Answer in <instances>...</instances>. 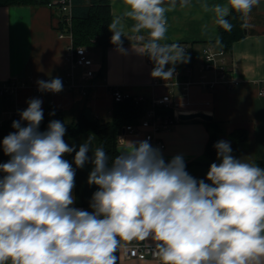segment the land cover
<instances>
[{
  "label": "clouds",
  "instance_id": "clouds-1",
  "mask_svg": "<svg viewBox=\"0 0 264 264\" xmlns=\"http://www.w3.org/2000/svg\"><path fill=\"white\" fill-rule=\"evenodd\" d=\"M123 17L134 21L130 31L142 42L136 50L154 62L152 77L171 79L175 65L188 63L186 49L160 43L168 30L166 12L177 0H123ZM189 0H180L186 7ZM260 0H226L213 5L214 22L232 30L227 17L247 18ZM205 11L208 5L203 6ZM121 17L108 25L111 43L124 52ZM243 27H249L244 24ZM167 65H172L168 67ZM38 91L59 93L60 78L38 80ZM12 122L14 132L0 141L9 157L0 163V264H117L122 242L150 240L160 264H264V168L235 158L227 141L214 144L219 163L210 165L205 179L186 171L182 155L165 161L161 150L146 139L127 141L109 164L103 147L93 152L88 183L97 186L90 208L75 202L74 163L88 162L92 138L70 147L66 126L44 118L43 101L31 98ZM55 113H50L54 115ZM123 139V138H121ZM207 180L208 182H205Z\"/></svg>",
  "mask_w": 264,
  "mask_h": 264
},
{
  "label": "crops",
  "instance_id": "crops-1",
  "mask_svg": "<svg viewBox=\"0 0 264 264\" xmlns=\"http://www.w3.org/2000/svg\"><path fill=\"white\" fill-rule=\"evenodd\" d=\"M72 1L82 3L84 0ZM168 3L169 0H165V6ZM225 3L226 0H189L186 7H180V0H177L176 8L166 12L168 30L160 43H177L186 49V54L190 57L188 63L175 65L177 68L191 66L193 69L192 74L187 76L194 82L189 89L190 105L183 106L182 110L211 115L213 120L222 124L221 133L227 137L233 130H245L247 140L237 147V159L255 164L264 163V96L259 95L264 91V0H260V4L252 9L247 18L243 17L244 24L249 27H245L244 36L235 41L231 51L226 53V69L229 78L235 80L236 84L217 82L212 86L204 85L214 75L199 71L203 62V48L211 46L220 49V32L211 8ZM204 5H208V11H205ZM125 10L123 0H110L111 22L115 17H121L126 36L132 38L130 42L122 37L125 51H119L112 43L105 51L100 48L98 62L89 56L92 59L91 69L95 72L92 79H82V70H77L76 82L91 85L88 94L83 96L78 91H73L40 96L34 92L38 80L59 78L65 72V54L70 38L67 35L58 37L56 27L61 23V14L47 5L0 6V83L12 80L21 84L12 97V102L0 96V123L13 108V104L27 106L26 102L31 98L43 101V111L48 104L59 109L65 123L70 124L78 122L85 109H89L97 120L108 121L113 106L110 88L147 98L161 94V88L151 86V70L146 64L145 54L136 51L142 46V42L134 37L143 35L147 39V32L131 33L134 21L123 17ZM102 56L105 58L104 64ZM202 122L204 121L199 119L179 121L170 130L157 133V137L164 143L161 152L165 161H170L178 154L183 156L185 164L202 158L209 137ZM90 137L92 143L87 154L89 160L83 168L76 167L75 152L64 156L75 169V187L72 193L75 202L72 206L89 212L92 211L89 206L92 195L98 190L97 186L88 183L98 139L92 133L64 137L76 151ZM116 139L119 152L128 148L127 141L145 140L142 133H118ZM209 168L192 165L186 171L194 178L203 179ZM136 241L153 244L150 240L134 239L122 242V246ZM116 255L118 264H157L152 259L126 258L121 247Z\"/></svg>",
  "mask_w": 264,
  "mask_h": 264
},
{
  "label": "built area",
  "instance_id": "built-area-1",
  "mask_svg": "<svg viewBox=\"0 0 264 264\" xmlns=\"http://www.w3.org/2000/svg\"><path fill=\"white\" fill-rule=\"evenodd\" d=\"M47 6L56 9L62 16V23L57 29L58 37L63 38L67 35L70 38V43L66 48L65 61L66 68L62 77H59L63 83V90L59 93L40 92L38 86L34 89L36 95H59L68 92L78 91L81 95L86 96L91 85H85L76 82L77 70L81 69L80 77L82 79H92L95 72L91 69L92 59L88 55V51L84 47H74L72 42L71 24H72V1L71 0H54ZM62 24V25H61ZM62 26V28L60 27ZM203 62L199 71L201 73L211 72L214 78L210 82H205L204 85L212 86L217 82H224L227 85L236 84L235 80L229 78L226 69V52L223 49H214L211 46H206L202 50ZM146 64L151 72L154 68V62L145 54ZM172 67V65H167ZM176 71L171 79L154 78L151 75V86L153 88H161V94L150 98L143 96H132L121 92L118 88H110L109 93L113 102H121L125 99L132 98L136 104H145V110L141 117L133 124L123 126L119 134L125 133H142L144 139L148 140L153 147H158L160 150L164 148V143L157 137V133L170 130L177 122H179V114H187L182 108L190 105L189 89L194 83L187 76L192 74V67L186 66L183 68L175 67ZM52 78H47L48 81ZM203 84V82L201 83ZM21 84L8 80L0 83V96L7 101L12 102L16 90ZM264 96V91L259 93ZM184 106V107H183ZM26 105L13 104V108L7 112L5 119L20 117L19 113L26 109ZM164 111H170L166 114ZM4 119V120H5ZM3 173H0L2 176ZM152 245V244H150ZM126 258L136 260L152 259L160 264L159 260L152 254V248L149 244L143 242H133L129 245L121 247Z\"/></svg>",
  "mask_w": 264,
  "mask_h": 264
},
{
  "label": "trees",
  "instance_id": "trees-1",
  "mask_svg": "<svg viewBox=\"0 0 264 264\" xmlns=\"http://www.w3.org/2000/svg\"><path fill=\"white\" fill-rule=\"evenodd\" d=\"M53 1L54 0H0V6H38L48 5ZM71 12V34L74 47H88L94 45L105 51V49L112 44V32H110L108 28V25L111 23L110 0H84L82 3L72 1ZM227 19L233 27L231 31H225L218 26L220 32L219 47L226 53H229L233 43L244 36L245 27H243V17L234 11L231 12ZM60 27L62 28V26ZM104 60L105 58L102 56L103 64ZM144 110L145 104H136L132 98H129L121 102H113L110 111V119L108 121L102 122L97 120L96 123H89L85 120L84 116H82L78 122L67 124L64 121L63 113L59 109L48 104L43 111L44 118L39 126V130L42 132L46 131L50 121L60 120L66 126L65 138L75 137L82 133H92L98 139V147H103L105 149L109 156V164H111L112 158L119 154L116 138L120 129L125 125L135 123L138 118L142 116ZM53 112L55 114L50 115V113ZM162 112L166 114L171 113L167 110H162ZM19 119L20 117L5 119L0 123V141L9 133L15 131L11 125L13 121ZM202 123H204L209 132L204 153L202 158L186 164V168L192 165L210 167L213 162L219 163L214 144L219 141L218 136L222 132V124L215 120ZM228 138L232 143L231 154L237 158V147L247 140V132L242 129L233 130L228 134ZM8 160L9 157L4 155L2 149H0V163H5ZM257 165L264 168V163H258Z\"/></svg>",
  "mask_w": 264,
  "mask_h": 264
},
{
  "label": "water",
  "instance_id": "water-1",
  "mask_svg": "<svg viewBox=\"0 0 264 264\" xmlns=\"http://www.w3.org/2000/svg\"><path fill=\"white\" fill-rule=\"evenodd\" d=\"M83 116L85 120L89 123H96L97 119L91 114V111L89 109H85L83 112ZM179 121H190L193 119H199L204 122H211L213 120L212 116L205 113H187V114H179L178 115Z\"/></svg>",
  "mask_w": 264,
  "mask_h": 264
},
{
  "label": "rangeland",
  "instance_id": "rangeland-1",
  "mask_svg": "<svg viewBox=\"0 0 264 264\" xmlns=\"http://www.w3.org/2000/svg\"><path fill=\"white\" fill-rule=\"evenodd\" d=\"M86 49L88 51V55L90 57H92V59L95 62H98L100 60V51H101V49L99 47L91 45V46L86 47ZM218 138H219V141H221V140L227 141L230 144V146H231V144H232L231 141L229 140V138L224 133L219 134ZM218 162H220V161L218 160ZM203 177H204L203 179L206 178V176H203ZM205 182H208V181L205 180Z\"/></svg>",
  "mask_w": 264,
  "mask_h": 264
}]
</instances>
